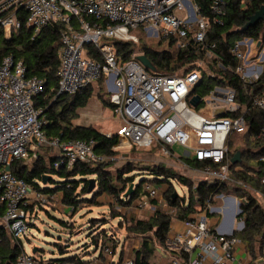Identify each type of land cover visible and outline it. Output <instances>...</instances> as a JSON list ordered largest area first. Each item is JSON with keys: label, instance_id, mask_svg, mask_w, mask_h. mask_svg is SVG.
I'll return each mask as SVG.
<instances>
[{"label": "built area", "instance_id": "1", "mask_svg": "<svg viewBox=\"0 0 264 264\" xmlns=\"http://www.w3.org/2000/svg\"><path fill=\"white\" fill-rule=\"evenodd\" d=\"M227 2L210 0L208 11L204 12L195 0H4L0 10L12 5L23 6L26 25L34 34L56 21L64 25L60 32L57 94H74L102 78L113 105L112 114L123 124L116 132L119 144L124 140L129 147L164 158L166 167L179 166L191 172L193 175L186 177L192 182V190L199 181L235 182L264 199L263 194L252 186L244 185L241 180L234 181L231 176L233 163L232 157L228 158L227 138L232 132H243L246 120L240 112L242 106L236 100V90L225 83L223 75L205 64V60H211L216 67L226 68L217 53V44L206 42V35L212 26L224 23ZM244 2L242 0L241 4ZM0 24L4 27L5 37L10 36L12 28L20 25L15 12L1 17ZM137 30L143 36L136 34ZM152 38H158L159 42L171 39L176 49L190 47L203 57L196 58L189 70L172 75L146 69L136 58L143 54L140 50H134L125 61L118 57L115 41L139 44L141 39ZM88 44L100 52V61L87 55ZM229 52L237 60L233 73L243 84L248 85L259 78L264 67V45L260 40L238 39ZM202 68L208 78L219 80L203 94L195 92L203 77ZM44 85L43 79L28 75L24 64L15 61L11 55L1 60L0 207L3 206V210L0 225L14 240L27 238L37 208L73 209L62 202L61 192L36 189L17 177L9 168L15 160L33 161L45 146L53 148L60 158L54 166L64 165L67 170L77 162H103L116 157L97 154L93 140L47 138L42 128L46 123L41 117L42 109L33 103L34 97L43 92ZM194 96L199 97L196 105L190 102ZM251 106L264 111V94L252 96ZM261 130L264 136V122ZM174 146L183 148L182 154L176 152ZM260 160L264 163V154ZM190 161L201 162L203 166L193 167ZM171 181L176 180L169 179L174 189ZM158 183L144 180L133 200L130 201V196L125 197L123 192L120 198L127 203L119 206L115 202V206L123 210L119 221L124 218L128 222L134 221L137 212L146 208L152 215L160 211L169 217L167 238L163 245H156V253L167 258L169 264H264V259L258 263L253 260L243 241L235 235L244 227L240 205L245 198L237 200L232 193H216L202 206H196L186 218H179L178 209L168 204ZM260 183L264 186V173ZM133 187L135 190L136 185ZM186 188L187 197L179 196L174 189L183 207L189 200V188ZM225 199L229 204L215 203V200L223 202ZM230 209H233V227L229 232L212 226L209 214L217 211L223 217L224 211ZM176 221L182 224L181 229L174 228ZM108 236L116 241L117 247L114 248L107 238L98 247L99 253L81 264H133L130 256L119 260L116 250L121 244L120 239L113 234ZM16 264L80 263L43 259L39 252L29 253L24 247Z\"/></svg>", "mask_w": 264, "mask_h": 264}, {"label": "trees", "instance_id": "2", "mask_svg": "<svg viewBox=\"0 0 264 264\" xmlns=\"http://www.w3.org/2000/svg\"><path fill=\"white\" fill-rule=\"evenodd\" d=\"M3 1L0 0V3ZM241 1L228 0L224 23L212 26L206 35V42L217 44V53L223 59L226 68L216 67L211 60H205V64L215 70L217 74L223 75L225 83L236 90V100L241 104L240 112L244 113L246 120V128L243 132H232L227 138L228 158L231 159L234 153L240 150V161L231 164V176L234 181L241 180L244 185L252 186L264 196V186L260 183V177L264 173V163L260 160V156L264 154V136L261 130L264 122V111L251 106L252 96L264 94V67L257 80L248 85L243 84L233 73L237 60L229 52L234 41L244 37L258 39L264 45V20L258 21L247 30H241L249 16L259 10L262 5L264 6V0H245L243 5ZM195 2L204 12L208 11L210 0H195ZM10 12H15L20 25L17 28H12L10 36L5 37L4 27L0 24V62L5 56L11 55L15 61H21L24 64L28 75L37 76L45 81L43 92L34 97L33 103L36 108L42 109L41 117L46 121L42 128L47 138L58 137L61 141L71 139L93 140V149L97 154L106 157L115 156L116 147L119 144L117 133L108 136L91 125L76 126L72 123V120L78 115V109L88 104L93 92L92 85L74 94H57V70L61 47L60 32L64 25L56 21L34 34L33 29L26 25V10L23 6L15 7L12 5L0 10V18ZM147 43L148 41L142 39L139 44L131 41L114 42L120 60L129 59L131 53L137 49L150 59L156 72L167 75L189 70L196 58L203 57L190 47L183 50L176 49L174 41L171 39L167 40V46L162 49H155ZM86 47L89 57L98 61L101 60L100 52L94 45L88 44ZM182 67L184 69L180 71ZM202 76L201 82L195 88V92L201 94L219 81L216 78H208L204 69ZM98 81L103 83L102 78ZM101 88L104 89V84ZM97 96L104 107L112 110L113 105L109 97L105 96V89L103 92L98 90ZM234 133L238 135L235 147L231 146L229 141ZM56 160H60L56 154L49 156L47 160L39 154L36 159H33L30 166L24 164L25 160L17 159L9 168L17 177L33 184L36 189L45 192H61L62 202L68 208L72 207L73 211L83 202L97 203V198L102 194L118 200L120 204L127 203L121 200L120 195L126 190L128 184L134 182L132 176L125 175L132 172L136 167L130 165L131 161L118 173L112 174L109 167L113 164V160L110 159L95 163L77 162L71 170H67L64 165L56 168L54 166ZM189 163L196 168L203 166V163L198 161H190ZM142 169L153 177L151 179L144 178L136 185L133 194L130 195V201L137 196L140 184L144 180L158 183L160 181L169 182L170 178L175 179L189 188V200L184 207L178 196L172 200L171 195L174 189L170 184L169 189L165 192L164 197L168 204L174 205L178 209L179 218H186L190 212L195 210L196 206H202L209 196L216 193L228 192L241 197V199L245 198V201L241 202L240 205L242 209L240 215L243 218L244 227L240 231H236L235 235L243 241L246 252L253 260L263 256L264 209L251 190L238 186L235 182L208 183L206 181H199L196 188L192 190L191 180L176 172L174 168H168L164 164H156ZM44 176L47 177L46 183L42 182ZM90 178L95 180V185L91 197L88 199L86 194L88 193ZM2 210L3 206L0 207V214ZM119 217L118 212L113 214V218ZM61 222L64 224L63 221ZM102 222L103 219L97 223L102 224ZM169 222L170 219L167 215L156 211L148 219H136L129 223L128 230L134 235L141 236L140 246L133 251V264H151V259L156 253V245H163L167 238ZM122 223L124 221H118L117 224ZM104 232V230L101 231L102 234ZM149 233L151 235H147ZM96 234L97 230L91 234L90 240L93 246L98 248L106 238L105 234L100 237ZM26 239L29 240V238ZM108 239L116 248L117 243H113L115 240L113 238ZM24 247L21 239L14 240L0 225V264H16L17 257ZM58 247L59 253H63L65 249L60 245ZM36 251L38 253L39 249L36 248ZM123 258L124 251L122 249L119 260L122 261ZM53 259L83 263L81 255H68Z\"/></svg>", "mask_w": 264, "mask_h": 264}, {"label": "rangeland", "instance_id": "3", "mask_svg": "<svg viewBox=\"0 0 264 264\" xmlns=\"http://www.w3.org/2000/svg\"><path fill=\"white\" fill-rule=\"evenodd\" d=\"M5 7H7V5ZM135 33L139 36H143L140 30L135 31ZM147 41V44L151 45V47L155 49H162L167 46V40L159 42L158 38H152L147 39ZM183 69L184 67H182L180 71ZM102 85L103 83L101 81H95L92 83L91 87L95 91L96 95L90 98L87 104L89 105V107H87L88 110H86L91 113L90 110H94L95 106L100 107L99 110L101 112L99 114V118L97 119V122L99 124H103L109 121L110 117H112L109 108H102L100 106V102L97 100L98 90H101L102 92L104 91V89L101 88ZM105 96L108 97V94L106 92ZM116 118L113 128L118 131L122 128L123 124L119 119L117 120ZM108 128L110 129L109 126ZM231 136L232 137L229 139L230 145L235 147L234 145H236L238 135L234 133ZM123 141H121V143L117 145L115 153L116 157L113 160V164L109 167V170L112 174L118 173L120 169H123L125 166L129 165V161H131L130 165L136 167L132 172H129L125 175L132 176L134 178L133 183L136 184L139 180H142L144 178L151 179L153 177L151 174L144 172L142 168L156 164H164L166 166L164 158L161 159L159 157H156L155 155H151L143 149H135L129 147L128 145H123ZM173 149L180 154H182L184 150L183 148H180L178 146H174ZM39 153L44 156L45 160H47L49 156L56 154L53 148L46 146L43 147ZM31 162L32 160H25L24 164H26V166H30ZM173 168L181 175H193L191 172H187L179 166H175ZM171 183L173 184L174 189L179 196L187 197L188 190L184 184L177 181H171ZM166 184L169 185L170 183L167 182ZM129 185L130 184L127 185L126 190ZM167 185L163 187L165 188L166 192L169 189ZM91 193L88 192L86 194V197H88V199H90ZM253 195L257 200H259L264 209V199L259 197V195H256L254 192ZM236 198L237 200L241 199V197L238 196ZM97 201L98 202L94 204L83 202L79 204V206L74 211L68 209H60V211H58L57 209H53L50 206H45L42 209L37 208L35 212V222L29 227V230L26 233V237L29 238V240L27 241L24 236L22 237V241L24 243L26 251L31 253L33 248H38L39 256L43 259H53L68 255H82L86 257L89 256V254L87 255V252L91 251L95 253V251H97V248L93 246V243L90 240L91 234L97 230V234L99 235V237L101 235L104 236V234L106 239L111 238V236H108V234H113L115 237H118L121 243L120 246H118L119 252L123 249L124 257H132L134 255L133 251L140 246L141 236L134 235L130 232V230H128L127 227L130 222L126 221L125 218L124 223L119 225L117 224L119 219L113 218L114 213H123V210H119L115 206V202H118L119 206L121 205L120 202L110 196L103 194L97 198ZM217 201L218 200H215V203L219 202ZM212 216L216 218L220 217L219 213H214L212 214ZM136 217L137 216H134L133 219H137ZM101 219H103L102 224L97 223ZM91 220H94V222H91ZM61 221H63L64 224ZM235 223H237L236 219ZM102 230L105 231L103 234L101 233ZM147 235L151 234L149 233ZM115 242L116 241H113V243ZM58 245L65 249L63 253H59L60 250Z\"/></svg>", "mask_w": 264, "mask_h": 264}, {"label": "crops", "instance_id": "4", "mask_svg": "<svg viewBox=\"0 0 264 264\" xmlns=\"http://www.w3.org/2000/svg\"><path fill=\"white\" fill-rule=\"evenodd\" d=\"M94 95H96V94H95V91L93 90L91 98ZM97 100L100 102L99 99H97ZM100 106L102 108L104 107L101 102H100ZM87 107H89V105H86L85 107H82V108L78 109L77 117L72 120V123L74 125H76V126H89V125H91V126L95 127L97 130H99L100 132H102L104 134H109V133L112 134V133H116L117 132L113 128L116 116H114L112 114V110L110 108H109V111H110V114H111L112 117H110L109 121H107V122H105L103 124H99L97 122V119L99 118V114L101 112L99 110L100 107L95 106L94 110H90L91 113L89 111H86V110H88ZM116 119L118 120L119 118L117 117ZM108 126L110 127V129L108 128ZM120 143H121V141H120ZM122 144L126 145V142L123 141ZM166 185H167L166 183H158L157 184V186H159L160 192L162 194H164V192H166L165 188H163ZM228 201H229L228 199H225L223 202L220 200L218 203L223 205L224 202L228 203ZM148 210L149 209L146 208L143 211H138L137 212L138 216L136 218L137 219H148L152 215L151 212L148 211ZM215 213H217V211H215ZM232 213H233V209H230V210H225L224 211L223 217H221L220 214H219L220 215L219 218L213 217L211 215V216H209L210 223L212 224V226H217V228H219L223 232H229L232 229V227H233V224H232L233 215H232ZM174 228L176 230L177 229H181L182 228V224L180 222L176 221L174 223ZM98 253H99V251L97 250V251H95V253H93L91 251L87 252V255L89 254V256H86V257L81 255V257L83 259V262L85 261V259L87 260V259H89V258H91L93 256H96ZM116 256H118V257L120 256L119 250H116ZM262 259H264V249H263V256L261 258H259V259H256L257 263L262 261ZM151 264H169V260L167 258H163V257L159 256V254L155 253V255L151 259Z\"/></svg>", "mask_w": 264, "mask_h": 264}, {"label": "water", "instance_id": "5", "mask_svg": "<svg viewBox=\"0 0 264 264\" xmlns=\"http://www.w3.org/2000/svg\"><path fill=\"white\" fill-rule=\"evenodd\" d=\"M260 20H264V6L262 5L260 7L259 10H257L254 14H252L251 16H249L247 22L245 23V25L241 28V30H247L249 27L254 26L258 21ZM137 60H139L146 69L151 70V71H155V67L154 65L151 63L150 59H148V57H146L144 54H140L137 57ZM199 97L198 96H194L191 99V103L193 105H196L198 102ZM240 161V151H236L234 153V155L232 156L231 162L233 164L237 163ZM46 176L43 177V183H46ZM141 180H139L136 184L134 183H130V185L128 186L127 190L123 193V195L126 196H130L133 194L134 192V185H137ZM95 185V180L93 178H90V185L88 187V192L91 193L93 188ZM177 197V193L175 191H173L171 198L172 200H174ZM33 252L36 251V248L32 249Z\"/></svg>", "mask_w": 264, "mask_h": 264}]
</instances>
